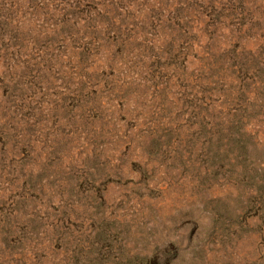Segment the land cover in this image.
Wrapping results in <instances>:
<instances>
[{
  "label": "rangeland",
  "instance_id": "obj_1",
  "mask_svg": "<svg viewBox=\"0 0 264 264\" xmlns=\"http://www.w3.org/2000/svg\"><path fill=\"white\" fill-rule=\"evenodd\" d=\"M212 1L0 0V264H264V0Z\"/></svg>",
  "mask_w": 264,
  "mask_h": 264
},
{
  "label": "trees",
  "instance_id": "obj_2",
  "mask_svg": "<svg viewBox=\"0 0 264 264\" xmlns=\"http://www.w3.org/2000/svg\"><path fill=\"white\" fill-rule=\"evenodd\" d=\"M103 1H106V0H97V2L95 1V0H83V2H85V5H84V8L87 10V13H86V20L89 22L90 21V23L92 22V23H94V21L93 20H97L98 19V16H101V17H103L104 16V14H101L100 12H101V9L100 10H98L99 8H97L96 6L98 5V4H102L103 3ZM190 3V5H191V14H193L192 16H194L195 15V13L197 12V11H199V10H204L205 11V13H207V15H206V18L208 19L207 20V26H206V29H207V31L208 30H210L211 29V31L213 30L214 32L215 31H218V33H221V30H222V27L221 26H218V28H217V26H216V22H215V19H214V13L212 12V11H214L213 10V7L214 6H211L214 2L212 1V0H207V1H200V0H191V2H189ZM221 3V2H220ZM223 3H221V5H222ZM218 6H219V10H222L221 9V7H220V5H216L215 7H216V9L218 8ZM94 9H95V11H97V15H94V16H92V12H94ZM210 10H212V11H210ZM207 11H209V12H207ZM81 15H82V13H80ZM71 17H73V16H71ZM210 31V32H211ZM212 31V32H213ZM4 41V37H2L1 35H0V48H1V46H2V42ZM125 60V59H124ZM132 67H133V65H132ZM137 67V64L135 63V66L133 67V68H136ZM77 76H80V74H78ZM81 84H83V82L81 83ZM130 85V84H129ZM160 95H163L162 94V91H160L159 92V96ZM155 97V96H154ZM162 102H164V101H162ZM89 104H88V102H86L85 104H84V109H87V110H92L93 109V112H98V109L97 108H95L94 107V105L92 106H88ZM100 106V105H99ZM85 107H87V108H85ZM192 123H194V122H192ZM198 125H201L199 128H198V130L199 131H202V130H204L203 128H205L206 129V123H204V121H201V122H199V124Z\"/></svg>",
  "mask_w": 264,
  "mask_h": 264
}]
</instances>
